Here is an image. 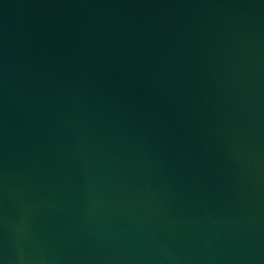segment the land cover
Instances as JSON below:
<instances>
[{"label": "water", "instance_id": "water-1", "mask_svg": "<svg viewBox=\"0 0 264 264\" xmlns=\"http://www.w3.org/2000/svg\"><path fill=\"white\" fill-rule=\"evenodd\" d=\"M0 264H264V0H0Z\"/></svg>", "mask_w": 264, "mask_h": 264}]
</instances>
